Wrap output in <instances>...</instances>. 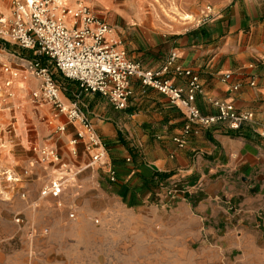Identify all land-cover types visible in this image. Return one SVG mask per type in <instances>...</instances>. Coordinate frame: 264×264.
<instances>
[{
	"label": "crops",
	"instance_id": "obj_1",
	"mask_svg": "<svg viewBox=\"0 0 264 264\" xmlns=\"http://www.w3.org/2000/svg\"><path fill=\"white\" fill-rule=\"evenodd\" d=\"M5 2L0 0V9ZM211 2V13L195 24L162 30L134 19L128 38L119 24L112 29L113 39H119L130 59L150 69L161 68L176 53V65L200 75L203 93L194 102L202 113L215 114L213 102L220 100L238 111H252V121L237 129L228 122L194 125L185 135L183 110L139 79L132 80L127 107L117 109L98 93L77 98L78 83L54 70L62 99H78L94 124L117 181L109 180L106 168L90 164L83 143H78L77 155L72 153L78 124L69 123L51 104L41 113L66 124L65 131L59 124L53 134L50 125L37 121L32 142L22 127L2 140L5 202L15 196L16 187L26 200L22 185L27 184L29 197H37L39 205L61 199L67 211L75 212L68 222H54L65 230L61 238L43 241L46 247L69 246L74 252L71 264L115 263L122 251L132 260L135 252L134 260L142 262L264 263V0ZM226 74L232 77L225 80ZM167 78L178 87L187 86V78L172 69ZM16 79L18 100L30 102L38 79ZM174 137H181L183 146ZM42 148L60 150V159L66 161L61 166L41 161ZM35 154L42 163L30 165L27 157ZM53 180L66 184L60 195H41L43 183ZM171 183L183 189L181 196H168L164 187ZM22 206L19 201L15 207ZM43 209L51 215L50 206ZM27 214L31 219L32 212ZM97 216L101 225L94 222ZM123 216L126 223L119 224ZM111 228L114 232L106 233Z\"/></svg>",
	"mask_w": 264,
	"mask_h": 264
},
{
	"label": "built area",
	"instance_id": "obj_2",
	"mask_svg": "<svg viewBox=\"0 0 264 264\" xmlns=\"http://www.w3.org/2000/svg\"><path fill=\"white\" fill-rule=\"evenodd\" d=\"M206 7V15H209L211 6ZM111 34V24L94 15L82 3L72 9L63 0H10L9 14L0 13V37L42 57L27 62L28 70L40 82L39 92L33 93L34 98H44L64 114L69 123L78 124L76 134L71 139L72 153L77 155V145L83 143L90 154V164L106 168L111 182L117 181V170L108 160L105 144L82 110L79 100L67 103L62 99V88L54 70L78 83L77 98L83 94L98 93L117 109L127 107L133 94L132 80L139 79L143 85L166 94L173 104L183 110L187 118L183 127L185 135L193 130L194 125L210 127L219 122H228L231 128L237 129L242 123L253 120L252 111H238L232 104L220 100L213 102L217 108L215 114L202 113L194 102L195 96L203 93L200 75L190 68L176 65V53H171L161 68H146L141 62L130 59L121 42L114 40ZM6 69L7 72L11 71L12 77H18V71ZM171 69L178 76L187 78L186 88L176 86L167 78ZM231 77V74H226L225 80ZM251 85H255V82L252 81ZM239 86H233L235 91ZM59 130L65 131L66 124L59 126ZM174 140L183 146L181 137H174ZM39 152L43 162L64 164L55 148H42ZM63 185V180L50 181L42 189L41 195H60ZM164 188L171 198L181 196L183 192L177 183ZM69 216L74 217V213Z\"/></svg>",
	"mask_w": 264,
	"mask_h": 264
},
{
	"label": "rangeland",
	"instance_id": "obj_3",
	"mask_svg": "<svg viewBox=\"0 0 264 264\" xmlns=\"http://www.w3.org/2000/svg\"><path fill=\"white\" fill-rule=\"evenodd\" d=\"M70 3L72 9H75L81 3L89 7L94 15L109 22L112 29H116V26L120 24V26L124 28L123 33H125V37L127 38L130 31H133V26L135 25V22H133L134 19H138V22L143 24L151 23L157 29L165 30L174 27L176 24L188 23L191 25L197 23L199 20L205 18L208 12L206 6L213 5L211 0H70ZM133 6L137 8L136 16L132 12ZM6 10L7 12L10 10V0H6V2L3 3L0 13L7 14L5 13ZM116 40L119 41V39ZM0 41L3 42V44L0 45L1 150L2 140L9 136L11 132L15 131V127L16 129L22 127L25 134L29 135V142H32V134L37 121L50 125L54 130L53 134H55L57 126L59 124L61 126V122L54 120L52 114H50V118L47 119L45 115L41 113L40 110H42L45 105H48V110L51 105L44 98L35 99L33 96L34 92H39V80L38 88L30 92V102H21L18 100L20 98L19 87L14 84L17 79L16 77H12L10 74L11 71H6V68L16 70L18 71V77L21 81H29L36 77L28 70L27 62L33 58L42 57L36 55L32 50L23 49L18 44L2 37H0ZM15 51L16 53H14ZM33 145L34 144H31V151H33ZM2 157L0 152V164L2 162ZM39 158L41 157L35 154L29 155L27 160L31 163L30 165L35 166L37 165V161L40 162ZM54 168L52 167L53 171L55 170ZM2 170L0 166V264H71L70 260L74 258V252L69 246L55 245L46 247L44 245H46L47 242L43 241L48 240L49 242L61 238L65 230L57 228L54 222L60 220V218L63 222H68L71 219L69 216L70 213L75 212L67 211L61 199H58L56 202L39 205L37 197L32 199L29 197L27 184L22 185L27 191L28 198L26 200L21 198L22 191L20 189L18 193V188L16 187L15 196L11 198L9 202H5L1 195V192H3L2 189L6 186ZM47 184L48 182L43 183L41 190ZM65 185L64 183L63 187ZM19 201L23 202L22 209L20 208L21 210L15 207ZM44 201H46V199H43V202ZM44 206L51 207L49 211L52 212V217L46 214L47 211L45 212L43 209ZM27 211L32 212L31 219L27 216ZM34 221L36 224L33 229L30 227L31 223H35ZM101 221L102 219L99 216L94 218V222L97 225H101ZM28 222L30 225H28ZM118 223H126L125 217L123 216L120 218ZM37 225H40V229L36 228ZM107 232L113 233L114 229L111 228V230L106 231V233ZM49 249H53V252L49 253ZM123 252L125 251L120 252L121 255L119 258L121 260L115 263L105 262L104 264H193L190 262L179 263L163 260H153L149 262L135 261V252H133V260L129 258V256H124L126 253ZM227 264H234V262L232 261ZM252 264L264 263L256 262Z\"/></svg>",
	"mask_w": 264,
	"mask_h": 264
},
{
	"label": "bare ground",
	"instance_id": "obj_4",
	"mask_svg": "<svg viewBox=\"0 0 264 264\" xmlns=\"http://www.w3.org/2000/svg\"><path fill=\"white\" fill-rule=\"evenodd\" d=\"M63 3H65L66 5H68L70 7L71 3H70V0H63ZM133 14L136 16L137 15V8H135L133 6V10H132ZM7 14H9V12H7ZM111 37L113 38L112 34H111ZM115 40V39H114Z\"/></svg>",
	"mask_w": 264,
	"mask_h": 264
},
{
	"label": "trees",
	"instance_id": "obj_5",
	"mask_svg": "<svg viewBox=\"0 0 264 264\" xmlns=\"http://www.w3.org/2000/svg\"><path fill=\"white\" fill-rule=\"evenodd\" d=\"M1 44H3V42H2V41H0V45H1ZM4 44H5V45H7L6 43H4Z\"/></svg>",
	"mask_w": 264,
	"mask_h": 264
}]
</instances>
